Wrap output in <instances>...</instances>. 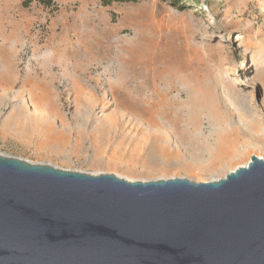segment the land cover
<instances>
[{
	"label": "rangeland",
	"instance_id": "1",
	"mask_svg": "<svg viewBox=\"0 0 264 264\" xmlns=\"http://www.w3.org/2000/svg\"><path fill=\"white\" fill-rule=\"evenodd\" d=\"M24 1L0 0V155L197 183L264 159V0Z\"/></svg>",
	"mask_w": 264,
	"mask_h": 264
},
{
	"label": "water",
	"instance_id": "2",
	"mask_svg": "<svg viewBox=\"0 0 264 264\" xmlns=\"http://www.w3.org/2000/svg\"><path fill=\"white\" fill-rule=\"evenodd\" d=\"M0 264H264V159L130 182L0 155Z\"/></svg>",
	"mask_w": 264,
	"mask_h": 264
},
{
	"label": "trees",
	"instance_id": "3",
	"mask_svg": "<svg viewBox=\"0 0 264 264\" xmlns=\"http://www.w3.org/2000/svg\"><path fill=\"white\" fill-rule=\"evenodd\" d=\"M144 0H99V2L103 5V6H112L114 4H118V3H136V2H141ZM39 3L42 7H44L45 9L50 10V12L52 11H57L59 8L58 5V0H25L23 5L25 7H29L31 4L33 3ZM174 4L178 5V3L180 2V0H173Z\"/></svg>",
	"mask_w": 264,
	"mask_h": 264
},
{
	"label": "bare ground",
	"instance_id": "4",
	"mask_svg": "<svg viewBox=\"0 0 264 264\" xmlns=\"http://www.w3.org/2000/svg\"><path fill=\"white\" fill-rule=\"evenodd\" d=\"M230 139V138H229ZM228 139V137L226 138V137H222V140H223V142H222V144H221V146H220V148H219V151H218V154L220 155L222 152H225L224 150H225V148H226V145H227V143H231V140L232 139H230L229 140ZM229 146H231V144L229 145ZM248 164V163H247ZM247 164H245L244 166H247ZM94 175H100V174H94ZM119 177V176H118ZM123 179V178H122ZM125 180H127V181H130V182H135V180H132V179H130V178H124ZM217 180V179H216Z\"/></svg>",
	"mask_w": 264,
	"mask_h": 264
}]
</instances>
